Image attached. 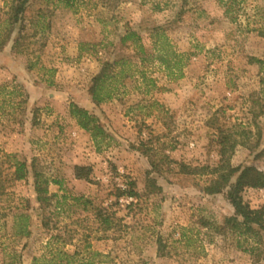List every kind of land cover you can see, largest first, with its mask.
<instances>
[{
    "label": "rangeland",
    "instance_id": "1",
    "mask_svg": "<svg viewBox=\"0 0 264 264\" xmlns=\"http://www.w3.org/2000/svg\"><path fill=\"white\" fill-rule=\"evenodd\" d=\"M7 2L0 0L4 36ZM75 6L29 0L22 53L13 50L19 26L0 52V250L13 249L21 264L43 255L60 263L49 242L70 255L78 251L75 264H264V223L253 226L258 236L243 224L231 229L235 209L226 191L201 192L213 177L186 175L162 161L215 168L220 132L241 125L252 136L236 148L231 166L264 173V65L255 61H264V0H77ZM156 29L187 54L183 76L169 77L155 60L142 67L155 82L148 93L136 76L95 105L90 89L102 65L139 61L122 42L126 31L157 55L150 38ZM72 104L98 118L111 138L97 148L71 117ZM148 149L160 171L152 170ZM14 160L27 164L25 179H13ZM76 167L88 169L86 179ZM148 174L159 193L145 192ZM38 180L49 182L50 194L91 204L84 211L70 199L60 206L52 200L40 210ZM131 181L139 197L117 201L118 189ZM242 198L258 210L264 190L245 189ZM100 208L109 209L110 229L94 216ZM22 212L30 215V235L13 236V216Z\"/></svg>",
    "mask_w": 264,
    "mask_h": 264
},
{
    "label": "trees",
    "instance_id": "2",
    "mask_svg": "<svg viewBox=\"0 0 264 264\" xmlns=\"http://www.w3.org/2000/svg\"><path fill=\"white\" fill-rule=\"evenodd\" d=\"M29 0H9L6 4L9 5V17L4 21L5 28L8 29V35L4 36L3 31L0 30V52L4 49L5 45L10 42L11 36L14 33L16 27H20L18 30V37L14 40L13 50L17 54L22 53L20 50V41L25 38L22 34L24 30V20L27 3ZM56 6H62L67 9H75L77 0H54ZM120 0H115V4L119 3ZM262 35L263 32H262ZM154 40L153 48L158 52L157 55L148 53L142 44V38L135 31L127 30L125 36L122 38L123 43H130L128 46L133 47L137 50L139 55V61L135 62L128 59L115 60L113 62H105L102 65L101 71L93 78V84L90 89L92 101L95 105L99 106L105 102L110 101L114 95L116 96L119 92V87L122 83L130 78L138 77L139 81L144 85L146 92L148 93L151 88L155 87V82L151 78L146 76L145 71L142 69L145 65L150 62L158 60L160 65L167 71L169 77L175 79L183 76V68L185 66V58L187 54L179 53L175 50L174 46L170 43L167 35L164 31L156 29L152 32L151 37ZM257 64L264 65L263 60H255ZM30 69V67H29ZM70 115L76 121L79 128L89 133L94 144L99 148L100 145L104 144L107 139L111 137L105 132L100 125L99 119L92 116L86 109H82L77 105L72 104L70 106ZM218 137L219 155L220 162L215 168L208 166H192L186 163H178L171 160L168 156L162 157V161L168 164L170 169L171 165L178 167V170L186 175L191 176H211L213 177L201 190L202 193L212 196L221 194L226 191L227 197L235 209V215L233 218L228 219L227 224H231V229H237V227L244 225L247 228V232H251L252 235L258 236L254 232L253 226L256 225L259 228L264 223V205L258 210H252L248 205L243 202L242 193L245 189H260L264 190V173L253 166L246 167H232L230 163L231 156L235 152L238 146H246L252 131L249 129L242 128L241 125L233 126L229 130L221 131ZM150 150H145V154L150 158L151 168L153 171H160L161 165L152 160ZM9 158V156H7ZM27 164L25 162H19L14 160L12 175L15 181L23 180L27 176ZM76 176L79 179L86 177L82 176L83 171H88L86 168L76 167ZM59 184L58 182H55ZM49 182L46 180L40 182L39 180L35 183V191L37 193V200L39 203V209L45 210L46 207L50 206L52 200H56V206L63 205L69 199L72 201L74 207H83L85 211L87 206L91 204L90 200L84 197L69 198L67 196H58L57 194H50L48 189ZM136 186L134 182H129L125 189H118L117 201L121 197L137 199L139 197L138 192L135 190ZM161 191V188L157 185L154 178L148 174L145 185V192L148 195L157 194ZM118 202L115 203V205ZM132 204V203H131ZM108 208L97 209L94 216L96 220H99L101 225L108 226L107 229L111 228V214L109 215ZM30 215L22 212L13 216V236L26 237L30 235L29 230ZM46 226V224H45ZM186 238V235H182ZM62 245H67L68 241L61 240ZM3 246L0 250V254L3 255L2 264H21V256L11 249H5ZM46 249L49 254L56 255L61 259L60 263L56 264H75L74 260L79 255L78 251H75L73 255L63 252L59 248H54L49 242L46 245ZM9 256V260L5 262V256ZM54 258L48 259L46 256L34 258L32 264H53ZM77 264H86L80 261Z\"/></svg>",
    "mask_w": 264,
    "mask_h": 264
}]
</instances>
